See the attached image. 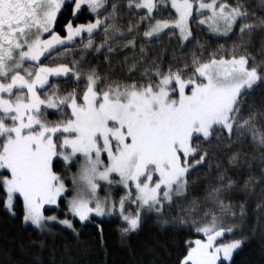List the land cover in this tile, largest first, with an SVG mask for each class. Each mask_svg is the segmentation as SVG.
Wrapping results in <instances>:
<instances>
[{
  "label": "snow or ice",
  "instance_id": "snow-or-ice-1",
  "mask_svg": "<svg viewBox=\"0 0 264 264\" xmlns=\"http://www.w3.org/2000/svg\"><path fill=\"white\" fill-rule=\"evenodd\" d=\"M121 3L136 18L131 38L121 31ZM261 5L258 14L246 0H0V200L8 216L20 209L40 233L58 224L78 236L74 220L118 215L122 244L149 220L194 231L199 238L185 242L177 264H235L246 243L264 248ZM85 9L89 22L76 23ZM193 23L225 43L207 51ZM165 37L167 70L159 51L154 60L146 52ZM124 39L133 59L113 63ZM104 49L111 71H85L89 52ZM202 170L203 199L189 200L193 172ZM62 203L64 218L45 214Z\"/></svg>",
  "mask_w": 264,
  "mask_h": 264
},
{
  "label": "trees",
  "instance_id": "trees-1",
  "mask_svg": "<svg viewBox=\"0 0 264 264\" xmlns=\"http://www.w3.org/2000/svg\"><path fill=\"white\" fill-rule=\"evenodd\" d=\"M246 2L255 8L258 14L260 13L261 0H246ZM119 8L120 12L124 14L119 20V23L123 25L121 31L131 38L132 34L127 33V25L134 22L136 18H129L126 3H121ZM109 10H111L110 5ZM85 11L76 23L89 21V14H86ZM65 22V20H61L60 24L63 25ZM145 28L146 25H141L140 34L136 37L137 46L134 50L136 57L140 56V41L143 40V30ZM193 29L195 37L201 43L207 44V51L216 50L219 44L225 43V38L211 37L205 30H198L195 27ZM117 39H120L119 36ZM102 41L103 33L101 32L96 37L95 44L99 45ZM167 43L165 37L163 44H157L155 50L151 47L146 48L150 60L155 59L157 51L160 52L164 57L165 70H167L168 63L172 60L171 52L164 51V46ZM126 44V39L114 44L113 52L110 54L113 63H115L117 57L122 60L126 54L130 61L133 59V49L126 47ZM193 44H195V41H193ZM227 46L231 47L230 40ZM106 51L107 49H104L99 54L94 51L89 52L87 56L89 63L85 64L83 69L87 71L89 68H97L101 76L109 73L111 70L108 62L104 60V52ZM195 51L199 53L201 49L195 48ZM184 54L190 56L187 51ZM79 58L80 56L77 53L76 59ZM156 62L159 63V61ZM259 93L260 89L257 90L256 94L259 95ZM246 115L247 113H245ZM249 154H252L251 149H249ZM222 157L223 153L211 157L213 166L216 160ZM206 167L205 165L203 170H206ZM55 170L58 173H63L62 163H58ZM203 170L199 174L193 172L190 181L192 195L189 196V200L194 198L203 199V186L206 179ZM254 171L259 173V167L257 166ZM245 178L241 177L239 179L240 185L243 184ZM235 199L236 202H242L243 196L237 193ZM17 211L18 217L15 219L10 218L3 208L2 200H0V264H177L178 257L181 256L182 249L185 247V242L198 237L194 231L189 232L185 228L171 225L161 226L153 220H149L139 232L129 234L125 238V243L122 244L120 228L123 223L116 216L94 217L91 223H85L84 225L74 221V226L79 233L78 236L71 230L64 229L59 225H52L51 234L47 231L40 233L33 226L24 225L19 214L20 209H17ZM50 211L46 210V212ZM174 212L177 215L183 214L180 209H174ZM202 212L203 208L200 209L201 215ZM253 213L254 205L249 210V216L251 217ZM60 215L64 216L62 213ZM101 229L103 230V240H101ZM249 231H251V228H249ZM41 242L45 245L43 250L39 247ZM21 246L27 249V252L22 251ZM234 261L235 264H264V248L261 247L258 240H252L234 254Z\"/></svg>",
  "mask_w": 264,
  "mask_h": 264
},
{
  "label": "rangeland",
  "instance_id": "rangeland-1",
  "mask_svg": "<svg viewBox=\"0 0 264 264\" xmlns=\"http://www.w3.org/2000/svg\"><path fill=\"white\" fill-rule=\"evenodd\" d=\"M110 2H111V0H110ZM160 7L163 9V8H164V5H161ZM85 10H86V9H85ZM170 11H171V9H170V6H169L168 9H167L166 11H163L161 14H162V15H167L168 12H170ZM85 12H86V14H89V13L87 12V10H86ZM173 15H174V13H173ZM87 22H89V21H87ZM87 22H85V23H87ZM77 23H80V22H77ZM192 27L197 28L195 23H193ZM197 29H198V30H205V31H206L211 37H215V36H213V34L209 31L207 25H201V26H200L199 28H197ZM215 38H222V37H215ZM61 87H65V85H61ZM69 90H70V87H69ZM49 119H51V120H55V119H57V116H56L55 114H53V113L50 112V113H49ZM72 168H73V169H71L72 172H75V171L77 170L75 165H73ZM69 187H71L70 183H69ZM100 195L103 196L104 193L101 192ZM115 195H116V198L119 199V195H120L119 190L116 191ZM48 210H51V211H50V212H45L46 215H57V216H59L60 218H64V216H61V215H60L61 213H62V214L64 213V205H61V210H59V211L56 210V209H48ZM110 217H112V216H110ZM116 217L119 218L118 215H116ZM93 218H94V217H93ZM95 218H101V217H95ZM119 220L121 221L120 218H119ZM74 221H77L78 223H80L78 220H74ZM121 222H122V221H121ZM122 223H123V222H122ZM29 225H30V224H29ZM53 225H58V224H53ZM59 226L63 228V226H61V225H59ZM64 229H66V228H64ZM67 230H68V229H67ZM197 238H199V237H197ZM195 239H196V238H195Z\"/></svg>",
  "mask_w": 264,
  "mask_h": 264
}]
</instances>
